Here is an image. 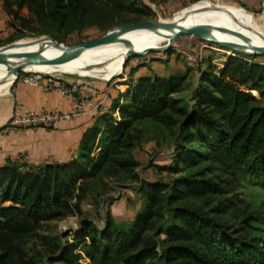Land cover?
I'll use <instances>...</instances> for the list:
<instances>
[{
  "label": "trees",
  "instance_id": "trees-1",
  "mask_svg": "<svg viewBox=\"0 0 264 264\" xmlns=\"http://www.w3.org/2000/svg\"><path fill=\"white\" fill-rule=\"evenodd\" d=\"M103 1L118 11L140 10L135 0ZM92 4L4 0L14 17L28 6L40 24L33 31L58 41L91 22ZM184 81L176 75L138 76L108 111L94 114L77 154L65 161L0 164V263L13 253L16 239L42 222L82 213L88 181L108 165L137 167L133 124L150 118L174 136L169 161L155 166L180 174L139 178L142 203L128 224H115L108 215L103 225L83 217L72 238L37 264H85L83 258L86 264H264V210L251 208L237 191L244 176L264 182V103L252 93L264 94V64L230 55L217 71L199 69L189 101L181 105L173 95ZM190 198L212 205L206 209Z\"/></svg>",
  "mask_w": 264,
  "mask_h": 264
},
{
  "label": "rangeland",
  "instance_id": "rangeland-1",
  "mask_svg": "<svg viewBox=\"0 0 264 264\" xmlns=\"http://www.w3.org/2000/svg\"><path fill=\"white\" fill-rule=\"evenodd\" d=\"M135 1L140 9L138 12L118 11L103 0H93L89 10L91 22L62 33L59 35L61 38L59 42L70 46L98 38L115 27L129 23L162 20L200 0ZM209 1L216 4L227 3L229 6L227 11L239 16L240 28L246 31L250 38L259 39L264 44V0ZM239 6H245L252 14ZM12 9H17L16 3L12 5ZM36 28H40L39 20L36 19L28 6L25 5L19 9L18 16L14 17L6 9L4 0H0V46L17 39H36L40 35L52 37L47 33L34 32L33 30ZM169 37L170 32L168 33ZM168 38L160 46L164 45ZM230 55L247 56L249 61H258L264 64V54L251 55L204 40L197 35L184 34L176 38L166 51H150L141 55L129 56L122 72L113 77L92 72L80 74L73 69H64L56 66L55 63H48L47 67L38 71L19 70L17 79L10 90L16 83L24 82L25 77H32L35 73L52 74L55 78L63 77L67 81L78 79L79 88L84 92L83 99H86L87 103L94 101V104H97L94 109L97 114L108 111L112 99L140 75H176L185 77L182 90L173 95L182 101V105L184 101H189V96L198 80L199 69L210 66L214 71H217ZM131 70L132 72H130ZM64 73H72L81 77L72 78ZM32 85H40L44 89L43 83ZM10 90H0V95L8 93ZM252 93L264 103V94L261 96L258 90H253ZM99 94H103V96H98ZM106 94H108L107 98ZM88 107L86 105V108ZM5 125L0 127V132L5 130ZM132 131L136 140L131 152L140 164L130 170L108 165L96 177L88 181L86 196L81 204L82 213L42 222L33 233L16 239L15 250L0 264L39 263L41 259H46L51 253L57 252V245L61 241L72 238V231L78 228L79 221L83 217L88 216L94 219L98 225H103L104 219L108 215L115 224H128L142 203V196L138 190L139 178L153 181L176 177L180 174H170L154 164H166L169 161L168 150L172 149L174 140L170 128L146 118L136 121ZM18 154L11 161L22 163L17 158ZM237 191L251 208L264 210V182L244 176L238 183ZM188 201L204 206L206 209L212 205L206 204L205 198H190ZM212 201L214 203L216 199ZM4 204L7 205L8 202ZM65 233L68 235L63 238L62 235ZM77 250L80 251V249ZM2 252L3 250L0 248V255ZM81 261L87 263L85 258Z\"/></svg>",
  "mask_w": 264,
  "mask_h": 264
},
{
  "label": "bare ground",
  "instance_id": "bare-ground-1",
  "mask_svg": "<svg viewBox=\"0 0 264 264\" xmlns=\"http://www.w3.org/2000/svg\"><path fill=\"white\" fill-rule=\"evenodd\" d=\"M239 7L252 14L244 6ZM227 10H229L227 3L216 4L209 0H200L177 11L168 18L158 20L159 24L156 28L150 26L132 27L121 31L119 36L130 40L135 49L143 50L148 47H160V44L168 38L170 30L167 29L202 26L201 32L217 41L234 42L244 46L247 50H249V46L264 47L259 39L250 38L248 33L240 28L241 20L239 16ZM36 39H17L13 46L5 50L7 53L6 58L3 62H0V90H10L17 79L14 67L18 66L22 70L38 71L48 64L33 63L32 59L34 57H30V59L26 57L18 58L14 53L39 50L43 56L52 57L64 51L63 48L56 46L50 39L45 41ZM29 43L30 45H28ZM127 56L128 46L121 41H116L86 47L73 58L55 63V65L64 69H73L80 74L92 72L113 77L122 72V63Z\"/></svg>",
  "mask_w": 264,
  "mask_h": 264
},
{
  "label": "crops",
  "instance_id": "crops-1",
  "mask_svg": "<svg viewBox=\"0 0 264 264\" xmlns=\"http://www.w3.org/2000/svg\"><path fill=\"white\" fill-rule=\"evenodd\" d=\"M73 107V99L59 91H45L40 85L18 82L8 93L0 95V127L7 124L16 111L20 114L42 110L70 112ZM94 114L93 109L68 119L56 120L50 126L2 130L0 163L13 160L17 153H24L30 165L65 161L73 157L77 154L84 130L95 121Z\"/></svg>",
  "mask_w": 264,
  "mask_h": 264
},
{
  "label": "water",
  "instance_id": "water-1",
  "mask_svg": "<svg viewBox=\"0 0 264 264\" xmlns=\"http://www.w3.org/2000/svg\"><path fill=\"white\" fill-rule=\"evenodd\" d=\"M158 24H159L158 20H147V21H138L135 23H129V24H126V25H123L120 27H115V28L107 31L106 33H104L103 35H101L98 38L89 40L87 42L76 43V44L70 45V46L64 45L62 42H59L58 40H56L55 38H53L49 35H40L36 40L45 41V40L50 39L51 41H53L55 43L56 46L63 48L64 51L62 53H60L59 55H55L52 57L43 56L42 52L39 50L21 51V52L14 53V55L17 56L18 58L26 57V58L30 59V57L31 58L34 57L32 59L33 63H59V62H63L65 60H68L70 58H73L74 56H76L78 53H80L86 47H92V46H96V45H100V44L121 41L128 46V56L124 59V61L122 63V67L124 68L125 62L129 56L141 55V54H144V53H147L150 51H166L172 46V44L176 38H178L179 36H182L184 34L197 35L204 40L212 41V42L217 43L219 45L230 47L234 50H237V51H240L243 53H247V54H251V55H262V54H264V47L249 46V50H247L244 48V46L237 44V43H234V42L217 41L215 39H212V38L204 35L201 32L202 26H188V27H181L179 29H167V30H170V37H169V40L166 44H164L160 47H148V48L143 49V50L135 49L130 40L122 38L119 36L120 32L123 31L124 29L132 28V27H138V26H150V27L156 28L158 26ZM216 28H220V27H216ZM220 29H222V28H220ZM15 42H16V40L0 46V62H3L6 58L7 53L5 50L10 48L11 46H13L15 44ZM28 45H30V43ZM14 68H15L14 69L15 73L18 76V71L22 70V69L18 66L14 67ZM64 75L70 76L72 78L81 77L79 75L72 74V73H64Z\"/></svg>",
  "mask_w": 264,
  "mask_h": 264
},
{
  "label": "built area",
  "instance_id": "built-area-1",
  "mask_svg": "<svg viewBox=\"0 0 264 264\" xmlns=\"http://www.w3.org/2000/svg\"><path fill=\"white\" fill-rule=\"evenodd\" d=\"M23 81L30 84L43 83L44 90L59 91L63 95L71 97L74 101V107L70 112L42 110L38 113L26 111L24 114H20L16 111L13 118L8 122L5 130L11 128L36 127L39 125L50 126L56 120L68 119L72 115L86 113L97 107V104H94L91 101L87 103V100L83 99L84 92L79 88L78 79L67 81L63 77L55 78L52 74L35 73L32 77H25ZM86 105L89 107L86 108ZM17 158L22 163H28L27 157L24 153H19Z\"/></svg>",
  "mask_w": 264,
  "mask_h": 264
}]
</instances>
